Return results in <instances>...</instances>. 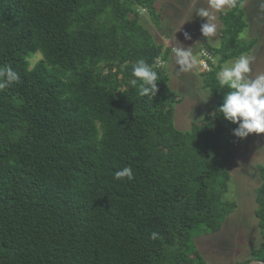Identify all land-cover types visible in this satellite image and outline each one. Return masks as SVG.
<instances>
[{"label":"trees","instance_id":"trees-1","mask_svg":"<svg viewBox=\"0 0 264 264\" xmlns=\"http://www.w3.org/2000/svg\"><path fill=\"white\" fill-rule=\"evenodd\" d=\"M244 1L220 16L221 46L205 47L220 57L202 73L216 104L180 131L158 66L171 51L139 20L159 26L155 0H0V66L20 76L0 91V264H207L197 240L237 208L223 196L243 139L218 112L230 89L216 74L258 42L240 39ZM139 59L158 73L152 99L138 94ZM124 167L133 180L114 178ZM259 171L262 242L240 264L264 262Z\"/></svg>","mask_w":264,"mask_h":264},{"label":"rangeland","instance_id":"rangeland-1","mask_svg":"<svg viewBox=\"0 0 264 264\" xmlns=\"http://www.w3.org/2000/svg\"><path fill=\"white\" fill-rule=\"evenodd\" d=\"M262 3L264 0H245L241 6L248 26L240 35V39L245 43H249L251 39L258 41L249 53L255 57L251 65L252 71L248 74L252 78L264 73ZM154 6L156 13H160L159 26L154 22L152 15L142 9L139 11V20L156 42L164 43V47L171 51L169 61L160 62L158 66L168 74L170 87L180 99L179 103L174 105L175 126L180 131H188L194 124H201L205 113L213 110L216 104L211 92L204 88L202 73L205 60L201 59L203 53L211 55L210 52H206L207 44L212 47L221 46L224 38L220 16L225 15L231 7L225 6L216 11L209 6V0H155ZM198 8H205L215 15L214 22L217 25L215 35L206 38L202 35L201 25L207 20L196 15ZM185 33L190 39H185ZM178 44L185 48L192 47L195 62L189 71L178 73L179 66L176 65L174 53V48ZM212 57L217 65L220 57L214 55ZM40 59V54L34 55L30 59L31 65ZM212 110L211 115H214L215 112ZM260 166H264V134H250L243 139L242 147L236 153V160L230 167L231 180L228 191L223 196L224 201L236 203L237 208L228 215L219 232L204 235L197 240L199 252L207 264H240L250 259L252 251L259 248L262 235L259 219L255 214L258 208L255 198L256 189L262 183Z\"/></svg>","mask_w":264,"mask_h":264},{"label":"clouds","instance_id":"clouds-1","mask_svg":"<svg viewBox=\"0 0 264 264\" xmlns=\"http://www.w3.org/2000/svg\"><path fill=\"white\" fill-rule=\"evenodd\" d=\"M237 0H209V6L216 11H220L225 6L236 7ZM264 6V3H262ZM196 15L206 18L207 22L201 25V33L206 37L215 35L217 25L214 22L216 17L205 8H198ZM185 39L190 36L185 33ZM175 62L179 66V72L189 71L194 64L192 47L185 48L178 44L174 48ZM210 55V54H209ZM208 53H203L204 61L203 72L209 69L206 59L214 63V57ZM255 60L250 54H241L234 61L228 62L222 66L216 74V79L220 86H227L230 89L223 97V102L218 112L223 118L232 124L238 125L233 130V135L237 138L244 139L250 134H264V73H260L255 78L248 74L252 71L251 65ZM132 75L140 81L139 96L156 97L158 89V73L153 70L144 59H139L132 70ZM19 74L11 66H0V91H3L13 83L19 82ZM133 84L137 80L132 81ZM114 178L121 180L127 178L131 181L134 179L131 167H124L115 172ZM150 238L156 240L159 234L151 233Z\"/></svg>","mask_w":264,"mask_h":264},{"label":"water","instance_id":"water-1","mask_svg":"<svg viewBox=\"0 0 264 264\" xmlns=\"http://www.w3.org/2000/svg\"><path fill=\"white\" fill-rule=\"evenodd\" d=\"M249 264H264V262L258 261V260H253Z\"/></svg>","mask_w":264,"mask_h":264}]
</instances>
